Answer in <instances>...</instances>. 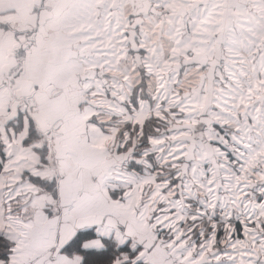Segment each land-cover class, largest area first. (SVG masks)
I'll return each instance as SVG.
<instances>
[{
    "label": "snow or ice",
    "instance_id": "6c2138e0",
    "mask_svg": "<svg viewBox=\"0 0 264 264\" xmlns=\"http://www.w3.org/2000/svg\"><path fill=\"white\" fill-rule=\"evenodd\" d=\"M0 264H264V0H0Z\"/></svg>",
    "mask_w": 264,
    "mask_h": 264
}]
</instances>
